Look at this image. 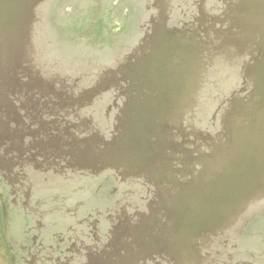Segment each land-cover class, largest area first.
I'll use <instances>...</instances> for the list:
<instances>
[{
	"label": "water",
	"instance_id": "1",
	"mask_svg": "<svg viewBox=\"0 0 264 264\" xmlns=\"http://www.w3.org/2000/svg\"><path fill=\"white\" fill-rule=\"evenodd\" d=\"M69 1L0 0L6 234L18 203L39 227L55 205L101 203L81 222L82 264H264L249 238L264 236V0H100L139 8L95 44L108 63L69 51Z\"/></svg>",
	"mask_w": 264,
	"mask_h": 264
},
{
	"label": "flooded vegetation",
	"instance_id": "2",
	"mask_svg": "<svg viewBox=\"0 0 264 264\" xmlns=\"http://www.w3.org/2000/svg\"><path fill=\"white\" fill-rule=\"evenodd\" d=\"M104 186V185H103ZM53 192H49L47 188L43 189L40 195H49ZM99 201H97V204ZM1 222L6 225L5 210L1 203ZM94 203L89 204L86 208H82L79 212L70 213L65 208H61L55 205L49 213V217L45 224L46 227H39L34 218V212L28 213L29 217L25 215L26 211L21 208V204L18 203V210H14L11 214L12 221L8 223L12 226V223L17 221V227L13 230L10 229V234H6L7 228L4 225L5 231V244L8 250L9 260L11 262V248L13 247L15 252L20 253L24 258L30 260L36 264H82L84 257H79L78 250L83 253L81 247V238L79 239L86 220V211L97 210L99 212H105L102 204L99 203L94 206ZM264 216V213L262 214ZM29 221V224H27ZM9 229V228H8ZM256 235L264 234V229L257 228L254 230ZM3 235V236H4ZM10 237V239L7 238ZM9 240V241H8ZM35 240H37L35 242ZM78 240V241H77ZM10 244V245H9ZM110 253L107 256L102 257V260L111 261L113 257L117 256L113 250H111V243H109ZM159 252V251H158ZM99 253L96 252L95 257ZM143 258V259H142ZM152 258H158L156 255H152ZM259 261L264 263V256H257ZM139 259L145 260V256Z\"/></svg>",
	"mask_w": 264,
	"mask_h": 264
},
{
	"label": "rangeland",
	"instance_id": "3",
	"mask_svg": "<svg viewBox=\"0 0 264 264\" xmlns=\"http://www.w3.org/2000/svg\"><path fill=\"white\" fill-rule=\"evenodd\" d=\"M79 1L83 0H71L68 6L62 8L60 10V17L68 18L71 13H74L73 11H77V3ZM114 5V4H113ZM116 6V5H114ZM91 10L88 13L84 12L83 10H79L78 14L80 15L81 19L84 20L85 26H88L87 31L80 34L79 37L76 36V34L73 35V38L68 35L69 40V51L71 53L77 54L79 57L87 56L88 59H94L100 62H110L113 60V57L115 56V52H106V50H103L102 46L95 45L97 42H93V32H94V26L97 24H106V29L110 33L114 32V29L117 28V25L120 21L119 17V10L116 8L113 9L114 12L112 13H106L103 10L102 4L100 0L93 1L92 6L90 7ZM126 11L123 10L122 15H125ZM116 14H118V17L116 18ZM121 15V14H120ZM62 41V40H61ZM79 51V52H78ZM98 185L99 184H86L83 187V192L80 193L81 195L84 194V197L91 199L93 195L98 191ZM113 186V185H112ZM109 191V189L107 188ZM79 197L78 195H72L70 197V202H72L75 198ZM106 201L110 202V199H107ZM107 204V202H106ZM253 241L257 240H264V236L262 238L255 237L254 235H250L249 237ZM9 255L8 250L6 248L4 236H3V227L1 222V210H0V264H8Z\"/></svg>",
	"mask_w": 264,
	"mask_h": 264
}]
</instances>
